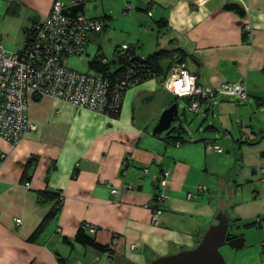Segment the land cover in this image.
<instances>
[{
    "label": "crops",
    "instance_id": "1",
    "mask_svg": "<svg viewBox=\"0 0 264 264\" xmlns=\"http://www.w3.org/2000/svg\"><path fill=\"white\" fill-rule=\"evenodd\" d=\"M55 1L69 7L76 0H0L4 47L19 51L25 30L44 21ZM77 1H82L85 16L105 24L99 33L88 35L83 52L87 63L98 54L106 57L102 41L115 44L112 69L117 68L122 44L134 46L141 57L171 51L177 62L172 68L184 66L202 86L245 80V100L250 97L261 115L257 124L249 122L244 129L241 119L230 113L238 112L243 101L218 97L202 101L192 126L179 121L174 131L154 136V121L175 99L163 86L165 78L155 77L129 86L115 117L49 96L32 99L28 118L36 128L26 130L17 144L0 135V264H149L159 256L194 248L219 210L239 228L259 218L248 228L264 233V0H245L244 18L222 10L231 0ZM116 22L150 36L155 33L156 41H149L147 49L140 41L120 43L110 34ZM137 47L146 51L137 53ZM69 58L66 63L73 67ZM181 101L184 110L187 102ZM221 132L233 160L224 149L206 147H221ZM179 133L181 137L173 139ZM163 170L170 175L162 189L165 197L157 198L156 181ZM198 186L205 189L197 192ZM112 188L119 193L113 194ZM229 190L234 196L239 193L231 204L226 199ZM57 191L63 194L60 209L31 239L54 204L43 194ZM156 205L162 209L159 225L151 223ZM82 223L96 227L93 236L110 246L111 257L74 241ZM258 242L264 249V237ZM239 264H264V252L259 258L244 257Z\"/></svg>",
    "mask_w": 264,
    "mask_h": 264
},
{
    "label": "built area",
    "instance_id": "2",
    "mask_svg": "<svg viewBox=\"0 0 264 264\" xmlns=\"http://www.w3.org/2000/svg\"><path fill=\"white\" fill-rule=\"evenodd\" d=\"M231 1L244 7L245 0ZM65 9L62 1H55L46 19L33 23L27 29L19 51L6 49L0 41V135L12 144H17L26 130L36 128L28 118V105L32 99L49 96L110 117L121 106L126 89L138 81L143 71L149 70L142 64H122L114 76H109L102 71L78 70L69 66L66 58L81 55L88 35L99 33L105 24L101 19L89 18L83 13L64 14ZM250 30V26L245 25V31ZM127 47V44L121 45L119 56L125 54ZM102 62L109 63L110 60L103 58ZM163 86L177 101L190 99L185 108L191 113L199 112L201 99L214 101L218 97H226L241 101L247 98L245 80L202 86L197 76L182 65L172 68ZM206 147L223 151L213 143H207ZM169 175V170L159 174L157 198L165 197L162 189L167 185ZM124 188L130 189L131 186L125 184ZM204 189V186H198L197 192ZM111 192L117 195L119 190L112 188ZM59 197L63 199L61 191ZM151 211V223L159 225L161 207H153ZM15 223L20 224L21 219L15 218ZM86 227L91 233L96 231L93 225L87 224ZM130 247L136 249L134 244Z\"/></svg>",
    "mask_w": 264,
    "mask_h": 264
},
{
    "label": "rangeland",
    "instance_id": "3",
    "mask_svg": "<svg viewBox=\"0 0 264 264\" xmlns=\"http://www.w3.org/2000/svg\"><path fill=\"white\" fill-rule=\"evenodd\" d=\"M110 34L116 40L119 38L120 43L123 42H129L137 45V43L140 41L144 45V48L147 49L149 47V41H152L153 43L156 41V34L153 33V37L150 36V33H146L143 30L140 29H132L128 28L127 25H124L122 22H116L112 23L111 29H110ZM103 45V51L102 53L111 60L113 57V48H114V43L113 42H108V41H102ZM145 49H141V47H137V53H144L141 51H146ZM87 59L88 56L84 53L81 55H75L67 60L68 63H70L74 68L78 70H86L87 68ZM113 67H116V64H113ZM45 97V96H43ZM250 97H248V100H241L243 101L240 105L239 110L237 109L238 112H235L236 110H231L232 118L235 119L236 117H239L241 119V124L240 126L244 129H247V125L249 122L257 124L258 120L260 118L259 114L260 110L257 108L255 103H250ZM179 102V119L175 120L173 122V126L181 121V123H184L185 121L187 124H191L190 126L193 125L194 120H197L200 114L196 113H191L188 111L183 110L182 107V101L178 100ZM215 113L218 112L217 107L214 108L213 110ZM196 114V115H195ZM158 119V118H157ZM157 119L154 121L153 126L155 125ZM260 123V122H259ZM152 126V128H153ZM165 133V132H164ZM221 147L224 149V155H230V158L233 160V150L230 148V146L227 143H224V136H222V132L219 135V140ZM223 141V142H222ZM233 191H228L226 193V199L228 203H233L238 197V195L234 196ZM228 215H232L230 213V208L228 207V210L226 209ZM229 211V212H228ZM231 218V217H230ZM213 221H216L214 219ZM261 229H250V228H244L243 226H240L239 228V233H242V235L245 238V243L244 246L239 248V249H233L229 246H222L220 248L221 253L224 255L226 263L227 264H239V260L247 257V256H252L259 258V256L264 252L263 247L260 245L258 241H260L261 238L264 237V233H261ZM104 262V260H103Z\"/></svg>",
    "mask_w": 264,
    "mask_h": 264
},
{
    "label": "water",
    "instance_id": "4",
    "mask_svg": "<svg viewBox=\"0 0 264 264\" xmlns=\"http://www.w3.org/2000/svg\"><path fill=\"white\" fill-rule=\"evenodd\" d=\"M222 10L233 12L240 18H244L246 15L244 7L232 1L224 3ZM119 60L122 62L123 58ZM112 63H115V59L112 60ZM178 110L179 103L176 101L165 107L152 128V134L157 136L171 129L173 122L179 118ZM215 219L216 222L208 226L194 248L159 256L151 260L149 264H227L220 248L229 246L239 249L243 247L245 238L242 233L230 232L229 226H234L235 223H229L223 210L217 212Z\"/></svg>",
    "mask_w": 264,
    "mask_h": 264
},
{
    "label": "trees",
    "instance_id": "5",
    "mask_svg": "<svg viewBox=\"0 0 264 264\" xmlns=\"http://www.w3.org/2000/svg\"><path fill=\"white\" fill-rule=\"evenodd\" d=\"M81 6H82V1L76 0L72 4V6H69V7L66 6V9L64 10L63 13L64 14L68 13L71 15L76 14V13H82ZM11 13H12V11H11ZM15 13H16V11H14L12 14H15ZM26 33H27V29L25 30V34ZM177 51H180V50H177ZM171 56H172L171 51L159 50V51L153 52V53H151L145 57H141V56H138L135 54V47L134 46H128L125 54L123 56H119V59L123 58V61L120 62V60H116V62H117V67L119 65H122V64H142L144 68L149 69L150 71L149 70L143 71L141 76H139V79L136 82V83H138V82H140L143 79H146L148 77L161 78L163 80L173 67V63H174L173 59L174 58H173V56L172 57ZM103 58H106V57L102 56V54H98V55L94 56L92 59H90L88 61L87 68L89 70L102 71L103 73H105V75L114 76L115 72H117L118 69L117 68L112 69L113 64H112L111 60L109 63H103L102 62ZM167 59L169 60L168 63L166 65L165 64L163 65L162 61L167 60ZM175 63H177V62H175ZM185 100L187 103L190 102V99H188V98ZM174 101L178 102L176 98L173 100V102ZM202 101H206V100L201 99L200 103H202ZM120 107L117 110V112H114L111 115V117H115L118 115V113L120 111ZM184 110H186V109H184ZM175 129H176L175 126L172 125V128L166 132L170 133V132L174 131ZM176 132H178V130ZM180 137H181V134L179 133V134L173 136V139L177 140ZM28 164H29V162H27L26 165H28ZM43 195L46 196V199L54 200V204L50 208V210L45 214V216L43 217L40 224L37 226V228L32 233V235L30 237L31 239H34L35 237H37V235L46 227V225L49 223V221H51V219H53L55 217V215L57 214V212L61 206L62 199H60V197H59V191H57L56 194L47 193V194H43ZM156 197H157V194H156ZM156 206H154V207H156ZM230 220L228 219L229 223L233 221V220H231V221ZM255 224H258L257 220L251 221V222L245 224L244 226L246 228H248V227L254 226ZM86 225L87 224H85V223L81 224V226L78 228V230L74 236V241L81 244V245L91 246V247H93L99 251L107 253V255H109V257H111L113 254V251L110 248V246L107 244H101V243L97 242L93 236L94 233L89 232ZM69 243H71V242H69ZM59 260L61 262L65 261L61 257L59 258Z\"/></svg>",
    "mask_w": 264,
    "mask_h": 264
},
{
    "label": "flooded vegetation",
    "instance_id": "6",
    "mask_svg": "<svg viewBox=\"0 0 264 264\" xmlns=\"http://www.w3.org/2000/svg\"><path fill=\"white\" fill-rule=\"evenodd\" d=\"M229 230L231 233L239 234V226H237V225L229 226Z\"/></svg>",
    "mask_w": 264,
    "mask_h": 264
}]
</instances>
